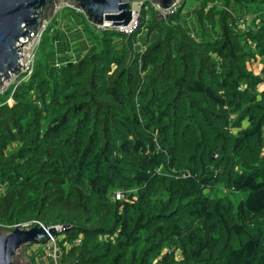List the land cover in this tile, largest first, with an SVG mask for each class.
Segmentation results:
<instances>
[{
	"label": "trees",
	"instance_id": "1",
	"mask_svg": "<svg viewBox=\"0 0 264 264\" xmlns=\"http://www.w3.org/2000/svg\"><path fill=\"white\" fill-rule=\"evenodd\" d=\"M233 1L198 2L201 40L144 13L142 53L85 23L79 61L37 63L0 99V223L67 227L63 263L264 264V20L237 27L264 0Z\"/></svg>",
	"mask_w": 264,
	"mask_h": 264
},
{
	"label": "rangeland",
	"instance_id": "2",
	"mask_svg": "<svg viewBox=\"0 0 264 264\" xmlns=\"http://www.w3.org/2000/svg\"><path fill=\"white\" fill-rule=\"evenodd\" d=\"M199 1L200 0L179 1L170 7L171 9L174 7L176 8L175 14L173 16L171 15L172 18L165 21L156 20V17L152 13L154 12L153 7L155 5H151L150 3L146 5L143 3L134 4L132 12L137 10L138 6L142 4L143 6L141 5L142 7L140 9V11L142 10V19L144 13H146L148 17L152 15V17L158 23H168V21L179 17L178 19L181 21L183 27L189 33V35L196 40H201V35L204 30L200 28L196 24L197 21L193 19V17L196 15V12H199L198 10L200 9V4L197 3ZM224 2L223 0H221V2L215 0V3L218 7L227 8V10L232 13L234 17H238V7L235 6L234 1L232 0V2H230L229 7H225ZM258 5H261V3H257L256 6H254V9L260 7ZM212 6L213 5H210L207 8H211ZM85 23L89 22L82 13L69 8H63L59 10L56 13L55 18L50 23H47L37 36L32 37V40L30 41L26 40V43L28 44L26 46L27 50L25 51V61L23 63L22 71L17 76L4 81L3 85L0 87V99H3L6 105L13 106L14 92L33 77L37 63L38 66L43 70L44 74H47L49 71H51V73L58 70L60 71L63 65L68 66L79 61L86 54L91 45V42L89 41L86 34ZM104 24L112 25L111 22H104L100 26H93L95 29L100 31ZM139 31L141 33L137 36L136 40H134L132 44L135 52L142 53L147 48V46L156 39L157 32L154 30L153 32L147 33L146 28L143 29L142 22L139 29L136 30L132 36H135ZM46 35H48L47 38H44ZM206 35H208V32H205L204 36ZM132 36L128 37L123 35L122 37L130 38ZM9 93L11 94L9 95ZM4 192L5 186L4 184H0V193ZM16 227V225L0 223V233L6 234L14 230ZM30 227V224H26L21 225L19 228ZM63 233L64 232L61 230H58L57 235L53 236L54 240L49 237L47 241L41 243L40 245H34L25 249H21L14 257V263H63L64 251L67 252L70 248L66 242H63L65 239V235H63Z\"/></svg>",
	"mask_w": 264,
	"mask_h": 264
},
{
	"label": "water",
	"instance_id": "3",
	"mask_svg": "<svg viewBox=\"0 0 264 264\" xmlns=\"http://www.w3.org/2000/svg\"><path fill=\"white\" fill-rule=\"evenodd\" d=\"M181 0H0V87L4 81L20 74L25 61L26 40L37 36L56 13L69 8L84 15L95 26L111 22V26H127L134 4H148L169 9ZM73 64V63H72ZM70 64V65H72ZM54 227L36 224L16 227L0 233V264H15L21 249L40 245L57 235Z\"/></svg>",
	"mask_w": 264,
	"mask_h": 264
},
{
	"label": "built area",
	"instance_id": "4",
	"mask_svg": "<svg viewBox=\"0 0 264 264\" xmlns=\"http://www.w3.org/2000/svg\"><path fill=\"white\" fill-rule=\"evenodd\" d=\"M142 4H140L138 6V9L133 11L132 12V19L130 21V23L127 25V26H117V27H113L109 24H104L101 28V30H113L115 31L118 35L120 36H132L136 30L139 29V27L141 26V22H142V14H141V6ZM174 9V10H173ZM173 9L169 8V9H161L157 6H154L153 7V11L152 12L154 14V16L156 17V20H160V21H165V20H169L170 18H172V16L175 14L176 12V8L174 7ZM172 15V16H171ZM24 80V79H22ZM21 80V81H22ZM215 158L217 157V155L214 156ZM115 197H116V200H125L127 199V194L126 193H123V192H117L115 194ZM17 227H20V226H17ZM54 228H56V230H61L62 232H66L68 231V228L67 227H64V226H54ZM52 240L53 237H50ZM80 242V240H79ZM78 242V243H79ZM60 264V263H58ZM61 264H73V263H61Z\"/></svg>",
	"mask_w": 264,
	"mask_h": 264
},
{
	"label": "crops",
	"instance_id": "5",
	"mask_svg": "<svg viewBox=\"0 0 264 264\" xmlns=\"http://www.w3.org/2000/svg\"><path fill=\"white\" fill-rule=\"evenodd\" d=\"M198 3V2H197ZM260 7H257L254 9V12L247 15L246 17L242 18L241 20H239L237 22V27L241 30V31H245L248 27L247 26H251L253 24L258 25L260 24L261 20H264V3H261V5H258ZM238 17L241 16V11H238ZM208 39H211V36L207 35L206 36ZM253 46V45H252ZM248 68L249 70H251L255 75L260 76L261 75V71L263 68L262 65V61L259 57H257L256 61H252L248 64ZM264 90V85H260L258 87V92L261 93ZM244 127L248 126V123L245 122L243 124Z\"/></svg>",
	"mask_w": 264,
	"mask_h": 264
}]
</instances>
